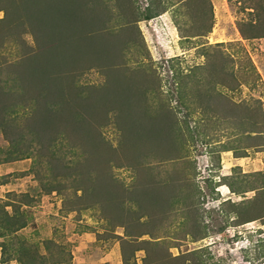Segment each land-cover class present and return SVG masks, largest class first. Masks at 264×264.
<instances>
[{
	"label": "rangeland",
	"instance_id": "374dc122",
	"mask_svg": "<svg viewBox=\"0 0 264 264\" xmlns=\"http://www.w3.org/2000/svg\"><path fill=\"white\" fill-rule=\"evenodd\" d=\"M88 7L101 15L90 28L115 44L107 61L115 68L83 60L55 92L23 84L15 67L1 73L25 100L9 133L0 129V264H94L114 243L124 264H264V0H88ZM3 27V61L38 48L31 30L1 40ZM36 100L52 112H35ZM38 116L51 121L54 157L67 167L58 178H50L31 130ZM132 117L160 129L136 163L124 121ZM82 120L86 132L74 128ZM116 189L117 203L108 197ZM88 229L93 248L83 261L75 246Z\"/></svg>",
	"mask_w": 264,
	"mask_h": 264
},
{
	"label": "trees",
	"instance_id": "16d2710c",
	"mask_svg": "<svg viewBox=\"0 0 264 264\" xmlns=\"http://www.w3.org/2000/svg\"><path fill=\"white\" fill-rule=\"evenodd\" d=\"M0 10L5 11L4 17L0 19V23L5 28L3 35L1 34V40L4 38V35L12 33L17 34L21 40V35L31 30L38 43V48L34 52H28L26 57L21 61L8 63L0 57V129L6 134L9 133L10 128H13V125L9 122L12 120L10 118L11 115L18 113V109L15 108L19 102L25 99L22 97L23 95H14L8 80L2 79L1 73L4 69L10 70L15 67L21 79L25 77L22 76L23 74L26 75L27 80H24L23 84H26L30 79L35 85H43V89L53 87L51 90L54 91V89H61L63 87L59 84L60 86L57 88L58 84L56 83L63 79L66 75L65 72L74 70L76 64L79 66L78 64L83 60H86L90 64L98 63L102 67L110 66L111 68H115L117 66L114 62L109 65L107 64V61L112 59L110 56L113 51L116 52L115 44L105 37L106 33L102 32V28H90V18L96 22L101 15L99 14L100 11H97V8L93 10L94 12H90L88 0H0ZM145 18L148 19L149 16ZM8 30H10V33ZM130 85L132 86V83ZM130 85L127 88L135 91ZM34 98L37 99V96ZM36 101L38 106L35 112L40 111L41 115H44L42 114L43 109L48 114L52 112V108L48 104L43 105V108L40 104L41 100ZM131 104L126 103L122 109H128V111H125L130 113V116H133ZM133 111H136V107ZM36 118H39V116ZM43 118L45 117L41 116L37 121V125L31 130L37 134V138L43 145L44 153L47 154L48 158L47 163L50 165V178L54 179L64 175L65 173H62L61 168L67 169V167L64 166L60 157H54L55 151L53 146L56 139L48 135L52 133V123L50 120H43ZM124 121L128 127V141L126 140V143L131 142L132 146L130 149V153L132 154L131 157H128V160L136 163L142 152L146 148L148 150L152 143L153 132H160V129L156 130L155 128H150V126L146 128L145 126L148 122L146 123L141 119L135 120L133 117ZM88 124L84 120L76 121L74 128L79 132H86L90 129ZM42 132L43 134L48 133L47 135H43L46 141L41 137L40 133ZM21 135L22 133L19 132V140L22 138ZM87 139L91 141L94 147L98 148L100 146L101 142H99L96 136L89 135ZM11 140L12 143L18 141L15 138ZM89 151L88 153H90ZM92 156L93 154L88 155L86 159L90 164L95 163V159H92ZM72 170L79 171V168H71L70 171ZM78 175L76 174L75 176ZM102 177L97 178V180L99 179L98 182H101ZM107 179L109 182L112 181L113 187H116L117 183L114 177L107 176ZM77 180L80 183L78 184L80 186L79 189H82L85 193L87 188L83 186L86 184L85 181L87 179L82 178ZM99 191L100 189L98 188L94 193L100 196L101 193ZM99 193L100 195H98ZM148 194H151V191L148 190ZM108 197L117 203L120 202L121 195L116 189ZM3 212L8 214L6 210H3ZM22 226L24 224L19 225L17 229ZM128 235L134 237L140 234L128 232Z\"/></svg>",
	"mask_w": 264,
	"mask_h": 264
},
{
	"label": "crops",
	"instance_id": "0c3cea01",
	"mask_svg": "<svg viewBox=\"0 0 264 264\" xmlns=\"http://www.w3.org/2000/svg\"><path fill=\"white\" fill-rule=\"evenodd\" d=\"M64 218H66V220L68 221L70 219L66 216ZM89 230L92 229H88L87 231L78 234V237L81 239L78 241V244L75 246L77 251L78 252L80 251L79 253L83 255L84 258L83 261H85V256H87V253L89 251L91 252L93 248V247L91 248L92 245L89 246L88 243V240H92V234H91L92 232ZM94 261H95L94 264H124L121 245L119 243H114L104 247L100 255ZM78 262H80V260ZM8 264H19V263L15 260H12Z\"/></svg>",
	"mask_w": 264,
	"mask_h": 264
}]
</instances>
